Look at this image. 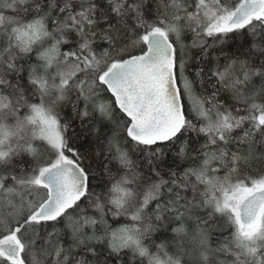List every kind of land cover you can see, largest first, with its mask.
Listing matches in <instances>:
<instances>
[{
    "label": "snow or ice",
    "instance_id": "snow-or-ice-1",
    "mask_svg": "<svg viewBox=\"0 0 264 264\" xmlns=\"http://www.w3.org/2000/svg\"><path fill=\"white\" fill-rule=\"evenodd\" d=\"M0 264H264V0H0Z\"/></svg>",
    "mask_w": 264,
    "mask_h": 264
}]
</instances>
